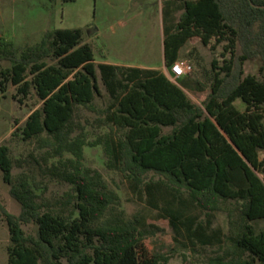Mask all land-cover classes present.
<instances>
[{
    "label": "trees",
    "instance_id": "1",
    "mask_svg": "<svg viewBox=\"0 0 264 264\" xmlns=\"http://www.w3.org/2000/svg\"><path fill=\"white\" fill-rule=\"evenodd\" d=\"M177 1L181 12L163 29L164 63L170 69L193 38L221 46V62L213 58L202 78L171 81L157 69L95 63L80 28L46 31L21 50L0 38V61L9 63L0 66V95L12 86L15 102L41 103L11 135L42 151L43 176L70 186L50 202L45 183L23 169L28 158L12 174L10 148L0 144L2 180L20 206L15 215L0 203L5 264L167 262L146 247L143 220L116 208L117 193L86 166L85 146L101 147L105 168L191 250L214 248L204 264H264V0ZM251 60L257 73L245 74ZM185 90L204 96L196 104ZM219 213L226 230L215 225ZM28 224L33 233L23 230Z\"/></svg>",
    "mask_w": 264,
    "mask_h": 264
},
{
    "label": "rangeland",
    "instance_id": "2",
    "mask_svg": "<svg viewBox=\"0 0 264 264\" xmlns=\"http://www.w3.org/2000/svg\"><path fill=\"white\" fill-rule=\"evenodd\" d=\"M180 12L177 0H0V38L11 41L16 49L21 50L38 43L46 31L80 28L84 41L92 48L96 63L158 67L163 65L164 58L163 29L169 21L175 22ZM221 51V46L211 50L193 38L184 45L181 57L183 60L191 58V72H196L202 78V72L209 68L213 58L221 62ZM8 65L0 61V66ZM258 66V60L247 61L245 74H256ZM13 91L10 86L5 97L0 95V144H7L10 148L14 162L12 174L22 169L16 167L15 161L28 158L23 169L45 183V198L52 203L62 201L70 186L43 176L40 171L43 162L39 158L42 151L34 150L33 142H24L18 136L11 135L16 126H21L29 113L41 103L31 97L19 104L11 99ZM102 92L98 104L106 100L104 89ZM185 92L196 104L204 96L191 90ZM235 106L239 110L244 107L238 99ZM29 154L32 157H28ZM84 154L86 166L99 171L108 188L117 193L119 199L116 208L123 210L126 217L137 215L143 220L144 228L148 231L145 245L150 251L168 258L162 264H181L184 257L190 264H204L206 257L213 254L214 248L211 247L191 250L187 240L171 228L167 219L159 217L155 209L148 207L142 198L131 192L120 174L106 169L101 147L85 146ZM151 176L149 173L147 178ZM8 190L9 186L3 182L0 171V203L8 212L17 215L20 206ZM215 225L226 230L224 214H217ZM257 226H264V220L259 221ZM22 228L26 233H33L31 224L22 225ZM7 245L8 231L0 214V264L6 263Z\"/></svg>",
    "mask_w": 264,
    "mask_h": 264
},
{
    "label": "built area",
    "instance_id": "3",
    "mask_svg": "<svg viewBox=\"0 0 264 264\" xmlns=\"http://www.w3.org/2000/svg\"><path fill=\"white\" fill-rule=\"evenodd\" d=\"M169 71L172 81H175L177 78L190 73L192 71V67L188 62L176 61L171 65Z\"/></svg>",
    "mask_w": 264,
    "mask_h": 264
},
{
    "label": "crops",
    "instance_id": "4",
    "mask_svg": "<svg viewBox=\"0 0 264 264\" xmlns=\"http://www.w3.org/2000/svg\"><path fill=\"white\" fill-rule=\"evenodd\" d=\"M177 61H185V62H188L189 63V60H183L182 57L179 58ZM122 66H125V65H122ZM134 67L157 69V70L161 71L169 80L172 81L170 71H169V69L167 68V66L164 63V58H163V65L162 66H158V67H145V66L138 65V66H134Z\"/></svg>",
    "mask_w": 264,
    "mask_h": 264
},
{
    "label": "water",
    "instance_id": "5",
    "mask_svg": "<svg viewBox=\"0 0 264 264\" xmlns=\"http://www.w3.org/2000/svg\"><path fill=\"white\" fill-rule=\"evenodd\" d=\"M262 7H264V6H262ZM234 146V145H233ZM235 147V146H234ZM235 149H236V147H235Z\"/></svg>",
    "mask_w": 264,
    "mask_h": 264
}]
</instances>
